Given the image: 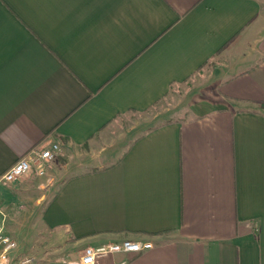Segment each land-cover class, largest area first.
Masks as SVG:
<instances>
[{"label": "crops", "instance_id": "obj_1", "mask_svg": "<svg viewBox=\"0 0 264 264\" xmlns=\"http://www.w3.org/2000/svg\"><path fill=\"white\" fill-rule=\"evenodd\" d=\"M52 143L12 236L264 264V0H0V176Z\"/></svg>", "mask_w": 264, "mask_h": 264}, {"label": "built area", "instance_id": "obj_2", "mask_svg": "<svg viewBox=\"0 0 264 264\" xmlns=\"http://www.w3.org/2000/svg\"><path fill=\"white\" fill-rule=\"evenodd\" d=\"M61 150L58 143H52L48 148H32L20 158L2 175L0 181L11 184L34 170L43 173L46 164L55 158ZM151 241L125 239L118 242H110L101 245L86 246L77 259L70 260L66 264H97L116 252L137 254L143 250L153 248ZM36 258L30 254L22 253L18 241L8 232L4 220L0 221V264H34ZM126 260L118 263L124 264Z\"/></svg>", "mask_w": 264, "mask_h": 264}, {"label": "rangeland", "instance_id": "obj_3", "mask_svg": "<svg viewBox=\"0 0 264 264\" xmlns=\"http://www.w3.org/2000/svg\"><path fill=\"white\" fill-rule=\"evenodd\" d=\"M186 90L182 89L180 94L184 95ZM11 193L13 191L10 189V184H4L0 191V220L4 219L9 233L18 219L33 215L32 212L35 210V212L39 211L36 208H29V203L26 201H23V204L6 201L3 196H10ZM48 199L47 197L46 200ZM36 226L37 224L27 221L22 228L28 236H13L18 241L22 253L30 254L36 258L34 264H66L70 260L77 259L79 252L68 243L69 240L60 238V236H41L32 231Z\"/></svg>", "mask_w": 264, "mask_h": 264}]
</instances>
